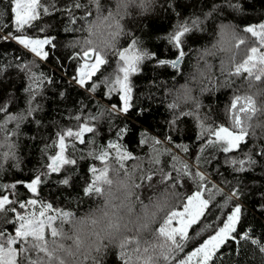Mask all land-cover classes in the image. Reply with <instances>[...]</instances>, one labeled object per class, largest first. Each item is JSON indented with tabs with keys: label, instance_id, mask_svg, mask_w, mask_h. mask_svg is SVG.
<instances>
[{
	"label": "trees",
	"instance_id": "16d2710c",
	"mask_svg": "<svg viewBox=\"0 0 264 264\" xmlns=\"http://www.w3.org/2000/svg\"><path fill=\"white\" fill-rule=\"evenodd\" d=\"M39 3L40 18L33 22L34 27L26 28V34L54 38L55 48L46 46L50 52L46 61L14 40L3 39L9 33H21L12 25L11 0H0V19L8 25L0 31V109L6 110L0 114V185H17L15 189L0 191V196L7 194L19 202L33 198L24 185L39 174L47 181L39 188V199L50 203L53 209L73 215L70 222H55L60 233L56 237L46 229L44 240L24 250L19 264H28L29 260L34 264H64L63 249L72 247L73 242L62 233L71 235L75 221L103 204V195H86L84 189L93 179L90 169L105 166L96 157L109 143L122 144L123 150L134 157L125 161L123 168L114 152L106 162L108 175L112 167H118L121 175L131 177L129 183L134 194L130 201L135 203H130L129 209L133 213L139 214L143 207L150 206L162 191L171 195L170 204L177 197L182 200L190 194L195 190L191 181L184 180L179 187H172L163 182V175L174 165L181 168L184 163H195L203 146L197 138L201 125L209 130L202 138L206 139L217 126L231 124L234 112L231 106L237 97L244 98L237 103L236 116L242 113L245 118V142L240 150L230 153L217 151L224 146L222 141L209 146L204 154L207 163L199 171L210 181L209 187L215 184L220 189L219 194L213 193L217 206L224 205L236 189L242 193L219 212L216 207L212 211L226 218L236 204L242 206L237 231L241 235L248 231L249 238L229 241L214 257V264H264V252L260 251L264 246V155H261L264 152V62L257 59L264 52V45L244 31L248 26L264 23V0H39ZM44 8L48 14L43 12ZM105 16H114L120 24L115 44L104 49L89 46V26ZM183 23L191 31L184 38L185 56L179 68L158 66L156 60L147 57L139 66L142 71L131 77L133 108L126 114L114 111L112 105L119 107V98H108L102 81L111 84L120 75L117 54L135 39L136 46L146 53L155 52L159 58L173 59L177 52L169 45L167 36ZM41 28L43 32L39 31ZM231 37H234V51L226 61L224 45ZM90 48L108 61L94 77L101 83L96 92L87 90L90 83L80 87L74 80L82 61L73 57ZM253 48H258L259 53L254 54L256 60L251 67L247 65L251 74L243 70L237 74L238 66L245 61L249 63ZM20 64L28 65L32 73L45 74L51 81L42 86L34 100L33 93L25 89L30 85L35 88L38 81L21 70ZM249 98L251 107L246 103ZM8 115L15 118L8 121ZM82 126L93 128L83 135V143L75 135H65L64 141L65 157L76 161V165L50 177L45 175L49 157L59 150L58 134L76 133ZM123 128L128 129L127 134L117 139ZM166 137L171 143L166 142ZM156 139L163 143L155 144ZM175 145L188 146V153ZM166 150L175 153V162ZM156 156L159 164L154 160ZM233 160H245L244 167L249 170L237 171L239 163L233 165ZM137 162H143L142 166L137 168ZM150 173L154 174L153 181L142 183V177ZM68 176L72 177L70 186L59 183ZM11 207L21 214L25 211L18 205ZM166 214L154 222L144 237L156 245L157 264H167L168 245L156 234ZM209 220L220 223L211 216ZM16 227L18 222L13 213L0 219V230L8 235H14ZM198 227L190 229L189 235L195 236ZM207 235L190 240L184 251L175 255L172 264L203 243ZM252 239L260 243L254 245ZM15 247L19 249L20 245ZM104 264H124V261L118 252L111 251L105 256Z\"/></svg>",
	"mask_w": 264,
	"mask_h": 264
},
{
	"label": "snow or ice",
	"instance_id": "6c2138e0",
	"mask_svg": "<svg viewBox=\"0 0 264 264\" xmlns=\"http://www.w3.org/2000/svg\"><path fill=\"white\" fill-rule=\"evenodd\" d=\"M13 13L12 25L16 32L21 33V35H12L9 33L7 37H3L4 40L12 39L15 40L19 45H22L25 49L33 53L37 58L42 61H46L49 58L50 52L46 50V46L51 49L55 48L54 38L50 37H32L26 34L27 27H34L33 22L40 18V12L38 9L41 7L39 0H11ZM79 7V5H77ZM43 12L48 14V9L44 8ZM196 22L194 21L193 24ZM8 27L4 24L2 19H0V31L3 28ZM43 32L44 29L39 30ZM191 29L188 27L187 23L179 24L176 29L169 33L167 36V41L170 46L176 49L177 55L173 59L159 58L155 52L144 53L137 51L136 43L137 41L133 39L129 46L123 51H120L118 59L123 65L118 68V75L111 84L106 80L102 83L106 88L105 95L108 98L113 96H118L120 101V106L113 104L112 109L118 111L121 114L128 113L134 106L133 102V85L131 83V77L139 74L142 70L139 65L143 62L145 56L148 59L156 60L158 66H168L170 65L173 69H178L180 62L185 56L184 43L186 34H188ZM245 32L250 33L252 37L259 38V41L264 45V23L258 26H248L244 29ZM90 43V41H89ZM253 54H258L259 49L253 48ZM73 59L80 60V63L76 70V75L74 77L75 82L80 87H86L90 83V87L87 88L89 92H96L101 83L94 80V77L100 72L101 67L108 63L107 59L97 52L94 48H90L82 53H77ZM261 60H264V56H260ZM248 61H245L243 65L236 68V73L238 74L241 70L251 74V69L247 66ZM21 70L26 73H30V78L38 81L35 88L32 85L25 89L26 92L31 91L33 93L32 99L36 98L37 93L41 90L42 86L47 83L50 84L51 81L48 80L45 74L32 73L26 64L18 65ZM2 74V72H0ZM259 79V77H257ZM63 95V93L61 94ZM244 98L237 97L233 100L232 108L235 109L237 103ZM247 107H251L250 98L247 100ZM244 109H242L243 111ZM5 109H0V114H5ZM14 115H8L7 120L14 119ZM79 119V117H77ZM237 127L241 126L240 118L237 117L235 120ZM93 128L82 126L79 132L68 131L66 134H58V152L55 155L49 157V163L45 166L46 174L50 177L52 174L61 173L65 170L67 166L76 165V161L68 160L65 157V135L71 137L73 135L79 138V142L83 143V135L85 133H90ZM209 131L204 129L201 125V133L198 134V139H201L203 146L198 150V155L195 158V163L188 164L184 163L181 168L173 166L171 171H168L163 175V182L169 183L172 187H179L181 181L189 180L195 185V190L191 191L190 194L179 199L177 197L176 201L171 204L170 210L167 212L163 222L160 224L159 228L156 229V234L159 238L163 239L167 245L168 255L166 257L167 264H172L175 255L178 252H183L184 248L188 245L190 240L196 239V237H203L205 233H208L207 238L203 240V243L199 244L198 247L194 248L192 252L187 254L184 259L179 261V264H214V257H216L218 251L226 245L229 241H236L239 237L240 240H246L249 238V232L245 231L242 235L238 233L237 226L240 223L242 216V206L236 204L231 212L226 215V218L221 217L213 213V207L217 208L219 212L220 208L227 206L228 201H232L234 198L239 197L242 193L239 189H236L228 196L225 200L224 205L217 206L214 203V192L216 194L220 193V189L217 185L212 184L209 187L210 181H208L205 174H203L199 169L207 163L204 154L209 146H216L219 142H223L224 146L217 148V151H222L223 153L236 152L241 149V145L245 142V135L234 136L232 131L223 126H217L214 131H211L209 138L202 139L204 133ZM128 132L127 128H123L118 132L117 139L125 136ZM143 142V141H142ZM166 142L171 143L170 138L166 137ZM155 144H161L162 141L156 139ZM175 147L182 149L184 153H188V146L186 145H175ZM168 151V150H166ZM115 153L116 158L120 161L121 167H124V162L129 159H134L131 153L123 150L122 144L109 143L106 148H104L100 154L96 157L97 160L102 161L105 165L103 168L92 167L90 172L92 174V181L88 186L85 187L84 191L86 195H103L104 185H111L112 181L108 179V168L106 162L112 157V153ZM168 154L172 156L175 162L177 157L175 153L168 151ZM264 155V152L261 153ZM157 164L160 163L159 156L154 158ZM239 163V168L237 171L243 172L249 169L245 168V160L232 161L233 165ZM154 179V174L150 173L146 177H142V183L145 181L151 183ZM72 180L71 176H68L59 183L70 186ZM46 179L42 178L41 175H36L34 179L25 184L26 189L33 194V198L28 199L25 202H19L15 199H10L9 195L5 194L0 196V219L6 217L7 213L11 212L15 216L18 222V227L15 228L14 235H8L3 230H0V264H19L22 252L27 249H31L40 244L44 240L45 230L48 229L52 237H56L60 233L57 230L56 223L63 224L65 222H70L72 217L71 212H66L62 210L53 209L50 203H44L39 199V188L42 184L46 183ZM140 187L141 185H136ZM16 184L12 185H0V191L5 189H15ZM208 194L207 197L205 194ZM142 203V202H141ZM11 205H18L22 210H25L22 214L17 212L15 207ZM37 206H39L37 208ZM55 213V214H49ZM214 217L215 220L220 221L219 224L213 223L209 220V217ZM173 221L176 222L178 226L173 227ZM194 226H199L198 230L195 232V236L189 235V230ZM31 241V244L29 243ZM252 244H259L260 242L256 239L251 240ZM19 244L18 249L15 245ZM45 246H42V248ZM261 252H264V246L260 248ZM6 257L8 259H6ZM28 264H34L33 261L29 260ZM42 264V262H41Z\"/></svg>",
	"mask_w": 264,
	"mask_h": 264
},
{
	"label": "clouds",
	"instance_id": "9594fccd",
	"mask_svg": "<svg viewBox=\"0 0 264 264\" xmlns=\"http://www.w3.org/2000/svg\"><path fill=\"white\" fill-rule=\"evenodd\" d=\"M120 24L114 16L99 18L89 26V46L100 49L112 47ZM231 37L225 43V60L231 59L229 53L234 51ZM143 162H137L136 167ZM129 175H121V169L112 167L104 185L103 204L83 219L72 225L71 235L62 233L72 240L73 246L63 249L64 264H104L105 256L116 251L124 264H157L156 245L145 240L154 222H158L170 209L171 195L162 191L150 205L143 207L139 214L133 213L127 205L134 194ZM108 243L105 244L104 242ZM111 249V251H109ZM75 257V259H73Z\"/></svg>",
	"mask_w": 264,
	"mask_h": 264
},
{
	"label": "rangeland",
	"instance_id": "374dc122",
	"mask_svg": "<svg viewBox=\"0 0 264 264\" xmlns=\"http://www.w3.org/2000/svg\"><path fill=\"white\" fill-rule=\"evenodd\" d=\"M258 28V27H257ZM258 30V29H257ZM15 41V40H14ZM16 42V41H15ZM17 43V42H16ZM18 44V43H17ZM19 45V44H18ZM21 47H23L22 45H20ZM24 48V47H23ZM125 48H127V47H125ZM125 48H123L121 51H123ZM25 49V48H24ZM136 49H137V51H140V52H144V53H146L145 51H143L142 49H140V48H138L137 46H136ZM26 51H28L29 53H31L29 50H27V49H25ZM32 55H34L33 53H31ZM35 56V55H34ZM260 56H264V52H261V54H260ZM36 57V56H35ZM256 56L254 55V54H252V57L250 56V59H249V63H248V66L249 67H251V65L255 62L254 60H256V59H254ZM147 58V55L145 56V58H144V60ZM258 60H261L260 59V57L259 58H257ZM262 62H264V60H261ZM123 65L121 64V62H120V64L118 65V68L119 67H122ZM140 66V65H139ZM115 79V78H114ZM243 100V99H242ZM246 101V100H245ZM237 113H239L238 112V108H235L234 109V112H233V115H232V118H231V120H232V123L231 124H229V125H227V126H225V127H227V128H229L231 131H232V134L234 135V136H239V135H244V133H245V130H246V126H245V118H244V116H243V114L242 113H240L238 116H236V114ZM237 117H239L240 118V121H241V126L240 127H237L236 126V124H235V120H236V118ZM108 187H110V185L108 186ZM127 207L129 208L130 207V204H128L127 205ZM146 207V206H145ZM37 208H38V206H37ZM49 214H52V213H49ZM173 227H176V226H178L177 224H176V222L175 221H173V225H172ZM193 251V250H192ZM187 256V255H186ZM185 258V257H184ZM183 258V259H184ZM6 259H8L7 257H6ZM182 260V259H181ZM177 264H179V262L177 263Z\"/></svg>",
	"mask_w": 264,
	"mask_h": 264
},
{
	"label": "bare ground",
	"instance_id": "6f19581e",
	"mask_svg": "<svg viewBox=\"0 0 264 264\" xmlns=\"http://www.w3.org/2000/svg\"><path fill=\"white\" fill-rule=\"evenodd\" d=\"M143 145V144H142Z\"/></svg>",
	"mask_w": 264,
	"mask_h": 264
}]
</instances>
